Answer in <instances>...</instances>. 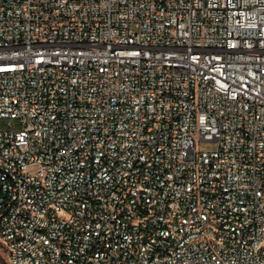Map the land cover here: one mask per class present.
Wrapping results in <instances>:
<instances>
[{"label":"built area","instance_id":"built-area-1","mask_svg":"<svg viewBox=\"0 0 264 264\" xmlns=\"http://www.w3.org/2000/svg\"><path fill=\"white\" fill-rule=\"evenodd\" d=\"M0 241L264 264V0H0Z\"/></svg>","mask_w":264,"mask_h":264},{"label":"rangeland","instance_id":"rangeland-1","mask_svg":"<svg viewBox=\"0 0 264 264\" xmlns=\"http://www.w3.org/2000/svg\"><path fill=\"white\" fill-rule=\"evenodd\" d=\"M216 148V144L213 142H199L198 149L205 151H212ZM0 264H7L6 251L0 241Z\"/></svg>","mask_w":264,"mask_h":264}]
</instances>
